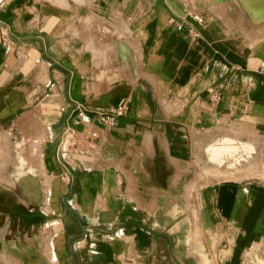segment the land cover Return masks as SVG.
<instances>
[{
    "label": "crops",
    "instance_id": "1",
    "mask_svg": "<svg viewBox=\"0 0 264 264\" xmlns=\"http://www.w3.org/2000/svg\"><path fill=\"white\" fill-rule=\"evenodd\" d=\"M0 176V264H264V19L243 0H0Z\"/></svg>",
    "mask_w": 264,
    "mask_h": 264
},
{
    "label": "built area",
    "instance_id": "2",
    "mask_svg": "<svg viewBox=\"0 0 264 264\" xmlns=\"http://www.w3.org/2000/svg\"><path fill=\"white\" fill-rule=\"evenodd\" d=\"M129 103V98L123 96L114 106L110 107V109L106 111H103L101 113L98 123H95V128L88 133V138H96L99 135V132L103 130L112 129L115 126L117 119L127 112ZM80 121L85 123L90 122L91 118L88 114H84L82 115ZM64 134L66 136L70 135L72 142L69 144V146H73L74 144H76V139L78 136L77 130L75 128L67 126L64 130Z\"/></svg>",
    "mask_w": 264,
    "mask_h": 264
},
{
    "label": "rangeland",
    "instance_id": "3",
    "mask_svg": "<svg viewBox=\"0 0 264 264\" xmlns=\"http://www.w3.org/2000/svg\"><path fill=\"white\" fill-rule=\"evenodd\" d=\"M216 1H220V0H216ZM259 2H258V6H256L255 4H256V2H255V0H243V2H244V4L247 6V7H249V9H250V11L252 12V16H253V18L255 19V20H259V19H264V0H258ZM223 4H221L220 6L218 5V9H219V11H221L222 10V8H223ZM231 21V20H230ZM232 22V21H231ZM12 136H13V134H10V137H9V152L11 153L12 151H14V149H15V144L13 143V139H12ZM26 157H31V156H33V155H25ZM8 164L10 165H12V164H16V160H15V155H8ZM27 166V165H26ZM10 171V173L11 172H16V169H10L9 170ZM13 173H11L10 175H9V182L10 183H14V184H21V185H30L31 186V183H32V178H31V176H24V177H22V176H20V177H17V175H12ZM1 177L2 176H0V179H1ZM15 177V178H14ZM25 177H26V179H25ZM20 178H22V179H20ZM26 180H27V182H26ZM26 182V183H25Z\"/></svg>",
    "mask_w": 264,
    "mask_h": 264
},
{
    "label": "bare ground",
    "instance_id": "4",
    "mask_svg": "<svg viewBox=\"0 0 264 264\" xmlns=\"http://www.w3.org/2000/svg\"><path fill=\"white\" fill-rule=\"evenodd\" d=\"M255 2H256L255 5L258 6L257 4H258L259 1H258V0H255ZM258 7H259V6H258ZM233 142H234V141H233ZM231 143H232V142H231ZM235 143H236V142H235ZM229 144H230V143H229ZM232 144H233V143H232ZM237 144H238V143H237ZM239 144H240V143H239ZM19 145H20V144H19ZM227 146H228V145H227ZM229 146H230V145H229ZM243 147H244V146H243ZM245 147H246V146H245ZM18 155H19V154H18ZM20 155H21V154H20ZM21 161H22V160H21ZM27 169H28V171H30L28 167H27ZM16 170H18V169H16ZM22 170H23V169H22ZM19 171H20V170H19ZM17 172H18V171H17ZM20 172H21V171H20ZM38 172H39V171H38ZM15 173H16V172H15ZM29 173H31V172H29ZM40 173H41V172H40ZM24 174H25V173H24ZM20 175H21V174H20ZM25 175H26V174H25ZM26 176H27V175H26ZM22 177H24V176H22ZM33 177H34V176H33ZM36 177H37V176H36ZM38 177H39V176H38ZM14 178H15V177H14ZM31 178H32V177H31ZM20 179H22V178H20ZM25 179H26V177H25ZM36 180H37V179H36ZM37 181H38V180H37ZM26 182H27V180H26ZM26 182H25V183H26ZM40 182H41V181H40ZM32 183H33V182H32ZM41 183H42V182H41ZM36 184H37V183H36ZM20 185H21V184H20ZM42 185H43V184H42ZM21 187H22V185H21ZM35 189H36V188H35ZM22 190H23V188H22ZM39 190H41V189L39 188ZM44 190L46 191V188H45ZM23 191H24V190H23ZM23 191H22V192H23ZM31 191H32V190H31ZM36 191H37V190H36ZM36 191H35V192H36ZM41 191H43V190H41ZM45 191H44V192H45ZM32 192H33V191H32ZM40 194H41V193H40ZM44 194H45V193H44ZM38 195H39V194H38ZM28 196H29V193H28ZM32 197H33V196H32ZM34 197H35V195H34ZM36 199H37V198H36ZM44 199H45V198H44ZM0 260H1V258H0ZM28 262H29V260H28ZM2 264H3V263H2Z\"/></svg>",
    "mask_w": 264,
    "mask_h": 264
}]
</instances>
